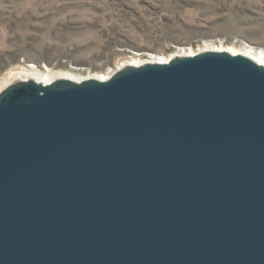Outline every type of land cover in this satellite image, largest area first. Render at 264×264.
I'll list each match as a JSON object with an SVG mask.
<instances>
[{"label":"water","instance_id":"obj_1","mask_svg":"<svg viewBox=\"0 0 264 264\" xmlns=\"http://www.w3.org/2000/svg\"><path fill=\"white\" fill-rule=\"evenodd\" d=\"M0 264H264V63L2 88Z\"/></svg>","mask_w":264,"mask_h":264},{"label":"rangeland","instance_id":"obj_2","mask_svg":"<svg viewBox=\"0 0 264 264\" xmlns=\"http://www.w3.org/2000/svg\"><path fill=\"white\" fill-rule=\"evenodd\" d=\"M207 48L264 49V0H0V90L15 67L83 80Z\"/></svg>","mask_w":264,"mask_h":264},{"label":"bare ground","instance_id":"obj_3","mask_svg":"<svg viewBox=\"0 0 264 264\" xmlns=\"http://www.w3.org/2000/svg\"><path fill=\"white\" fill-rule=\"evenodd\" d=\"M231 52H234V51L231 50ZM248 52H249L248 53L249 56H252L256 60H258L259 62L264 63V49L255 50L254 52H252V51H248ZM234 53H236V52H234ZM164 60H166V59H164V58L158 59V61H164ZM140 62L141 61H139V60H135L134 62H125L122 64L121 67H124L125 65H129V64H141L142 62L141 63ZM12 70H13V74H10L7 76V80H5L6 81L5 86L8 85L9 83L13 82L14 80H17V79L34 78L38 81L51 82V81H53L57 78H61V77L73 78V79L75 78L74 75L69 71H58V72H53V73H51V72L45 73L46 71L44 72V71L38 69L35 65H31V64L29 66H26V67H15ZM39 75H40V77H39ZM43 77L45 79H43ZM108 77L109 76L104 75V76H100L98 78L106 79Z\"/></svg>","mask_w":264,"mask_h":264}]
</instances>
